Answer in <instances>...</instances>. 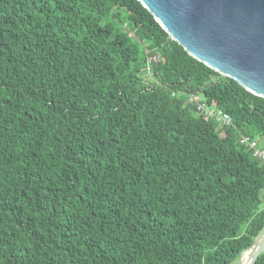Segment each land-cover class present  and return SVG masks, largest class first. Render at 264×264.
<instances>
[{"label": "trees", "instance_id": "1", "mask_svg": "<svg viewBox=\"0 0 264 264\" xmlns=\"http://www.w3.org/2000/svg\"><path fill=\"white\" fill-rule=\"evenodd\" d=\"M242 134L264 140V97L140 0H0V264L234 262L264 230Z\"/></svg>", "mask_w": 264, "mask_h": 264}, {"label": "water", "instance_id": "2", "mask_svg": "<svg viewBox=\"0 0 264 264\" xmlns=\"http://www.w3.org/2000/svg\"><path fill=\"white\" fill-rule=\"evenodd\" d=\"M140 1L192 56L264 97V0ZM263 251L264 237L248 264Z\"/></svg>", "mask_w": 264, "mask_h": 264}, {"label": "built area", "instance_id": "3", "mask_svg": "<svg viewBox=\"0 0 264 264\" xmlns=\"http://www.w3.org/2000/svg\"><path fill=\"white\" fill-rule=\"evenodd\" d=\"M159 57V55H149L148 62L156 61ZM147 71L148 73H151L149 66L147 67ZM189 101L195 105L197 113H202L214 118L219 122L221 127H224V129L232 125L233 120L231 115L220 108L207 104L206 101H204L202 94H190ZM258 139L243 134L240 136V140L243 144L251 145V149H253L256 157L264 159V140L261 139L260 141Z\"/></svg>", "mask_w": 264, "mask_h": 264}, {"label": "bare ground", "instance_id": "4", "mask_svg": "<svg viewBox=\"0 0 264 264\" xmlns=\"http://www.w3.org/2000/svg\"><path fill=\"white\" fill-rule=\"evenodd\" d=\"M232 150V149H231ZM208 172V171H207ZM238 172V171H237ZM208 174V173H207ZM210 174V173H209ZM264 237V230L259 234V237H258V241L255 242L251 248H249L248 250H246L242 256H241V264H248L250 258L252 257V254L255 250V246H257V244L262 240V238Z\"/></svg>", "mask_w": 264, "mask_h": 264}, {"label": "rangeland", "instance_id": "5", "mask_svg": "<svg viewBox=\"0 0 264 264\" xmlns=\"http://www.w3.org/2000/svg\"><path fill=\"white\" fill-rule=\"evenodd\" d=\"M148 73V72H147ZM148 78L149 79H152L153 76H152V73H148ZM263 196H264V193H263ZM230 264H241V259L238 258L237 260H235L234 262L230 263Z\"/></svg>", "mask_w": 264, "mask_h": 264}]
</instances>
